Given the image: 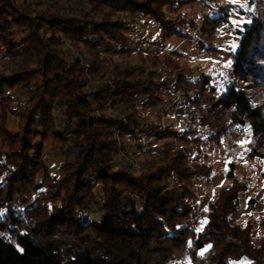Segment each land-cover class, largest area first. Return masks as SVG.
Masks as SVG:
<instances>
[{"label": "trees", "instance_id": "trees-1", "mask_svg": "<svg viewBox=\"0 0 264 264\" xmlns=\"http://www.w3.org/2000/svg\"><path fill=\"white\" fill-rule=\"evenodd\" d=\"M195 1L84 0L89 9L71 17L0 0V56L19 60L9 73H0V101H5L0 102V124L18 111L14 132L0 126L1 136L15 146L8 156L9 173L0 174V264H176L174 256L184 250L187 238L193 251L187 252L190 264H264V215L258 225L261 233L252 221L239 222L245 186L234 171L226 172L228 185L208 205L206 222L196 232L183 223L195 215L190 179L197 174L189 172L185 150L169 148L157 168L146 173L116 165L122 147L114 133L134 143L146 133L157 140L175 136L159 120H148L149 112L140 114L139 103L150 110L178 90L203 83L214 90L208 77L189 79L174 64L175 72L169 69L165 79H157L158 70L146 64L122 16L148 19L160 40L189 38L185 26L194 28L202 42L198 49H211L204 36L230 23L229 5L210 7L199 24L178 12ZM239 14L245 21L235 30L238 47L226 72L230 82L216 99L228 109L231 125L248 123L252 135H264V106L235 87L242 81L264 90V0H247ZM64 42L76 54L86 53L87 71L98 72L102 79L95 87H90V74L77 55L65 56L60 48ZM132 52L140 65L106 66L110 55ZM147 56L156 64L158 55ZM21 86H28L30 95L20 111L4 94ZM54 109L64 120L58 129ZM190 132L182 130L179 138ZM49 139L61 151L70 141L66 147L74 150L60 179L47 178L42 152ZM258 154L264 158V152ZM45 191L48 199L57 200L50 206L39 202ZM89 210L97 218L85 217Z\"/></svg>", "mask_w": 264, "mask_h": 264}, {"label": "rangeland", "instance_id": "rangeland-1", "mask_svg": "<svg viewBox=\"0 0 264 264\" xmlns=\"http://www.w3.org/2000/svg\"><path fill=\"white\" fill-rule=\"evenodd\" d=\"M17 2L29 3L38 11L54 9L60 16H78L80 12L89 9L84 0H17ZM246 4L247 0H197L182 6L178 11L179 14L187 20L195 19L200 24V15L209 12L210 7L219 8L221 5H229L227 12L230 13V23L222 29L204 36L211 47L207 50L198 49L202 46V42L197 38L196 29L194 28L190 29L185 26V32L190 35L189 38L173 36L167 40H160L156 28L148 19L139 16H122V20L133 30L134 43H136V48L141 50L146 64L152 70H158L159 74L155 76L157 79H165V73L169 69L175 72L176 70L172 67L174 64L189 79L202 76L208 77L207 81L214 89L209 90L205 85L206 83H203L201 87L200 85L195 86L193 90H178L173 95L170 94L164 102H161L160 107H153L150 110L149 107L143 110L141 104H138L137 110L140 114L147 116L149 112L148 120L154 122L159 120L161 128H172L175 131V136L157 140L149 138L146 133L141 134L140 138L138 137V140L134 143L126 137L120 138L118 134L114 133L118 146L122 147L120 155L115 156V160L119 163L115 164L118 167L125 166L136 174L146 173L157 168L165 151L169 148L171 150H185L188 157L187 161L190 162H188L189 172L197 173L190 179L193 191L196 194V198L192 200V205L195 207V213L200 212L201 216L194 225L191 224L194 216L185 218L183 223L196 232L206 222L208 205L215 200L217 193L228 185L227 171H234L236 178L241 180L245 186L240 200L239 222L244 224L247 221H252L260 230L258 225L264 215V158L258 154L264 152V135H252L248 123L243 126L231 125L228 120V109L224 105L218 104L216 99V93L221 91L220 88H225L230 82L226 72L231 67L234 54L237 51L238 37L235 30L239 29L241 27L239 25L245 21L239 13L243 5ZM105 11L107 12V10ZM93 13L97 14L98 17L102 16V13L97 9H93ZM60 48L67 57L70 54L77 55L85 72L89 69L90 63L87 60L86 53L76 54L67 42L62 43ZM153 54L158 55V59H154L156 64L149 63L151 57L147 55ZM106 56H109V54H106ZM110 57L112 61L109 65H106L108 68H111L112 64L124 66L141 64L140 57L133 52L126 57L115 53ZM164 62H168V64ZM18 65V59L9 60L0 56V73H9ZM86 65L88 66L86 67ZM89 76L91 88L102 81L98 72H91ZM230 80L232 81L231 78ZM235 87L250 96L255 104L264 106V90H259L254 84L242 81L236 83ZM4 95L10 96L12 107L15 108L19 105V108L16 109L20 110V105L26 102L30 90H28V86H21L20 90H5ZM0 102L5 103L2 100ZM53 106L56 107V105ZM52 112L56 118V129H58L63 124V117L55 109ZM16 115H18V111L15 115L7 116L0 126L5 125L11 132H14L18 120ZM184 129L194 131V133L186 134V140L179 138ZM69 136L71 137L70 134ZM194 136H197L198 140H195ZM8 141L0 134V174L9 173L6 165L10 164L8 156L15 146ZM69 144L70 141H67L66 145ZM66 145H63V148L66 149L61 151V148L55 145L53 139L44 142L42 153L44 164L48 169L47 178H57L60 175V179L62 177L60 172L65 175V166L72 163L75 157L74 150L72 147L71 149L70 147L67 148ZM14 167L17 166L11 168ZM0 181L2 182L1 175ZM35 181H40V176ZM168 181L174 182V179L169 178ZM28 188H30L29 184L27 185ZM50 190L53 192L52 188ZM45 192L46 194L42 197L45 199H40L39 202L50 206L56 198H52L54 201L48 199L50 194L47 195L48 191ZM30 195L31 193H28V197ZM249 199L253 200L252 203H249ZM85 217L97 218L93 210H89ZM44 226L46 227L45 224ZM258 232L261 233V230ZM190 245L191 239L187 238L184 250L175 254L174 263L190 264L187 258V252H193Z\"/></svg>", "mask_w": 264, "mask_h": 264}, {"label": "built area", "instance_id": "built-area-1", "mask_svg": "<svg viewBox=\"0 0 264 264\" xmlns=\"http://www.w3.org/2000/svg\"><path fill=\"white\" fill-rule=\"evenodd\" d=\"M87 66L88 65H86V67ZM200 216H201V213L200 212L195 213L194 218H192V220H191V224L194 225L196 222H198L199 219H200Z\"/></svg>", "mask_w": 264, "mask_h": 264}, {"label": "snow or ice", "instance_id": "snow-or-ice-1", "mask_svg": "<svg viewBox=\"0 0 264 264\" xmlns=\"http://www.w3.org/2000/svg\"><path fill=\"white\" fill-rule=\"evenodd\" d=\"M210 247V246H209Z\"/></svg>", "mask_w": 264, "mask_h": 264}]
</instances>
